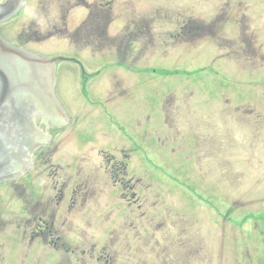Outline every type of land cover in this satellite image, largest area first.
I'll return each instance as SVG.
<instances>
[{
	"label": "rangeland",
	"instance_id": "1",
	"mask_svg": "<svg viewBox=\"0 0 264 264\" xmlns=\"http://www.w3.org/2000/svg\"><path fill=\"white\" fill-rule=\"evenodd\" d=\"M77 2L24 0V8L19 15L10 23L0 22V33L6 41L20 42L22 47L48 58H78L87 66L89 82L99 84L92 101L85 102L77 89L66 92V86H78L79 79L69 80L62 76L58 96L76 110L79 105L78 126L60 137L58 148L51 151L54 154L42 156L30 178L17 184H0V251L3 252L0 264H10V240L18 251L15 264H48L50 257L49 264H78V251L73 255L63 250L51 252L28 248V239L24 236L29 218L28 211H25L27 203L32 209L41 204L47 210L42 215L47 217L55 210L64 209V216L56 214V223L59 227L65 224L68 232L61 227L59 236L73 242V249L77 242H84L86 250H96L93 260L80 257L82 264H264V84L258 89V111L255 115L240 119V128L225 130L209 140L198 124L199 131L203 133L198 139L207 143L199 149L197 158L188 165L170 156L163 163L166 168L193 166L195 170L164 176L151 164L154 158L151 141L160 145L162 139L171 137L174 132L158 133L147 128L140 138L131 135L136 120L142 118L138 117L140 112L151 109L140 100L146 84L144 78L137 81L133 75H138V70H141L147 77V93L142 94V99L149 100V105L158 102L159 94L163 95L165 91L164 109H174L170 118L178 112L180 105L186 114L185 120H188V106L191 104L200 110L220 106L217 92L213 89L217 88L214 80L226 88L229 84L212 74V70L203 71L209 63L204 59L208 40L199 42L196 52L191 49L193 61L188 64L167 62L161 57L160 50L158 54L151 55L154 59L142 68L141 64L133 61L129 62L130 66L119 64L111 59L110 46L100 50L99 58L92 57L83 42L84 39L93 47L92 36L88 32H75L86 13V6L77 7ZM84 2L89 6L94 4V0ZM226 3L234 5L238 12L226 17L222 26L217 25L221 28V37L230 38V28L242 30L244 33L236 49L240 52L244 49L240 58L245 62L258 53L254 60L259 67L260 78L264 80V0H195L191 7H186L179 0L178 6L181 9H198L197 21L208 24L215 9L229 8ZM139 7L144 8L142 3ZM200 7L211 11L201 15L198 12ZM63 8H74L67 18L66 30L61 27ZM155 30L157 34L161 33V30ZM49 34L52 35L47 37ZM221 46L230 49L225 41ZM180 51L186 53L182 49ZM226 52L229 50H218L215 54L225 56ZM225 62L216 60L214 69ZM58 65L62 73L73 66L72 77L77 74L78 65L73 61H59ZM157 83L164 85L159 87ZM232 92L236 94L238 87H233ZM128 93L131 95L130 106L113 110L114 124L109 125L103 110L93 101H111L108 108L112 109L118 105L117 98L124 96L127 100ZM247 95L256 97L257 92L248 90ZM195 117L198 123H203L198 110ZM217 121L225 125L221 116ZM130 135L148 148L150 154L149 169L143 167L140 170L141 174L146 170L149 172L142 175L140 185L146 191L143 196L139 194L141 200L138 204L125 198L127 193H121L124 188L121 186L130 184L127 182L131 176L117 175L118 185L109 187V179L100 169L101 159H107L103 155L105 152L121 158L125 151L135 159L139 158L141 151L133 146ZM208 143L212 144L211 149ZM54 169L59 174L57 186L66 190L68 195L76 190V203H71L68 197L62 203L56 197L52 190L55 188L54 178L49 176ZM174 176L177 177L172 179ZM81 205L87 207L83 211L77 210ZM109 219L110 233L115 236L113 243Z\"/></svg>",
	"mask_w": 264,
	"mask_h": 264
},
{
	"label": "flooded vegetation",
	"instance_id": "2",
	"mask_svg": "<svg viewBox=\"0 0 264 264\" xmlns=\"http://www.w3.org/2000/svg\"><path fill=\"white\" fill-rule=\"evenodd\" d=\"M77 1V7L86 6V13L83 15L82 22L77 26L75 32H88L92 36L94 40L93 47L88 45L83 39V42L87 45V49L89 50L88 54H90V56L99 58L100 50L110 46L111 59L124 65H129V62L133 61L137 64H141L142 68V66L149 64L154 59L151 55L158 54V50H160V55L165 61L174 62L176 64H188L193 61V57L190 56L191 49L193 52H196L197 44L202 40H208L209 44L204 51L206 54L204 59L207 61L209 60V63L204 66L203 71L212 70V74L221 77L229 84V87H231L226 88L213 79L217 87L213 89L217 92L221 105L215 107L211 106V108L207 110H200L196 108L195 105L191 104L188 106V120H185L186 114L181 111V105L178 106L179 110L175 113L174 117L170 118L174 109H164L165 106L162 100L166 95L165 91L163 95L161 93L159 94L160 99L152 105H149V100H143L142 94L147 93L146 86L148 85V79L145 75H142L141 70H138V75H133L137 81H141L142 78H144L146 84L140 93V100L143 105L149 106L151 109L146 112L143 110L140 112V116L138 117L142 118L141 120H139V118L136 120L137 124L132 129L131 135L140 138L143 136L144 129L147 128L156 130L158 133L161 131L164 133H166L165 131L174 132L171 137L162 139L160 145L151 141L154 150V158H152L151 164L158 173L171 177L173 175H178V172L181 171L189 172L190 170H195L193 166L191 168H166L163 163L170 156H173L172 159L181 160L188 165L191 160L197 158V155L200 153L199 149L207 143V141L202 142L198 139V137L201 138L203 135V133L199 131L200 127H198V124L202 126L209 140L214 136H219L225 130L229 129L233 131L236 128H240L238 126L240 119L255 115L258 111L256 105L258 89L264 84V80H261L258 72L259 67L257 66V62L254 60L258 53H255L252 59L247 58L245 62L244 58H240V53H244V49L241 52L236 49V47L239 46L238 40L242 37L244 32L242 30L236 31L230 28L228 31V36L230 38L224 39L221 37V28L217 27V25L222 26L225 24L226 17H232L238 12L234 5L226 3V6H229V8L215 9L209 23L202 24L196 19L198 9H181L178 6L179 0H94V4L91 6L86 4L84 0ZM182 1L186 4V7H191L194 5L195 0ZM140 3L143 4V9H138L140 8ZM73 9L74 8H63L61 10L64 15L62 18L63 24L61 25L63 30L68 28L66 24L67 18ZM207 9H201L200 7L198 12L201 15H205L207 11H211ZM155 29L161 30V33L157 34ZM51 35L52 34H49L47 37ZM82 37L83 36H81V38ZM222 41L227 42L230 45V49L222 47ZM12 44L33 53L32 50L24 46L22 47L20 42ZM179 49L186 51V53L182 51L179 52ZM218 50L220 52L229 50V52H226L225 56H218L219 54H215ZM216 60H225L226 62L223 64L221 63L219 67L214 69L213 66ZM67 61H73L78 65L77 74L72 77L75 71L73 66L68 67L65 72L62 73L57 63L55 80L47 78L45 84L52 87V90H55V93L59 94V82L62 76H66L69 80H72V78L79 79L80 84L74 87L71 86L70 88L66 86V92H72L77 89L78 92L81 93L83 101H92L91 98L93 93L96 89H99V84L95 83L92 85L87 79L90 74L87 72V66L84 61L78 58H69ZM51 67L55 69L54 64H51ZM20 70L27 74L25 65L20 64ZM60 74L62 75L60 76ZM157 80L159 81V79ZM157 85L162 87L164 83L160 85L157 83ZM236 86L238 87V92L234 94L232 89ZM193 90L198 92L195 87H193ZM248 90H255L257 96L253 97L247 95ZM37 91H41V89H37ZM33 94L34 93L31 94L22 91L18 94L17 100L21 104L27 103L32 100L31 96H33ZM117 99L118 105L112 109L108 108V106L111 105V101H106L104 103L100 102V100L93 101V103H96L97 106L103 110L109 125L114 124L115 116L113 110H122L130 106L131 95L128 93L127 100L124 96H120ZM63 103L65 108L64 112L59 111L58 108L56 110L48 109L44 117L36 118L37 125L43 126L48 134L42 136L39 144L35 147L34 154L29 158L25 167L19 164L17 161L18 156L12 152V150L15 151L13 146L15 141L9 135L16 131L20 132L21 135L29 132H31L32 135L34 129L31 125V117L37 114L40 109L37 107V103L34 102L27 103L28 105L26 104L25 108L21 110L20 104L7 106L3 109L0 117L5 123L7 128L6 133L8 135H6V143L0 152V167H2V171L0 172V184H17L20 181L30 178L36 170L42 156L54 154L51 151L55 149L59 139L57 130L67 127L68 131L70 128L78 126L79 121L77 112L79 110V105L76 110L73 106H69L64 100ZM195 109L199 111L203 123H198L196 121ZM19 112L22 113V115ZM69 113L73 115L74 122H70V119L67 117ZM220 116L224 119L225 125L222 121H217V118ZM143 118H145V120H142ZM214 119L216 121H214ZM32 121L34 123V116L32 117ZM220 124H222V127H219ZM27 129H29V131H27ZM66 132H63V134ZM131 135V143L137 150L141 151L139 158L135 159L132 154L125 151L122 153L121 158L115 154L105 152L103 155L107 159H101L100 169L103 171L102 174L108 177L110 183L109 187L118 185L116 179L117 175L127 174L131 176L127 182L130 184L119 186L124 187L121 193L128 194L125 198L132 199L134 204H138L141 200V195L143 196V193L146 191V188L140 185L143 181L142 175L146 176L145 173L149 172L146 170L145 173L141 174L140 170L143 167L149 169L148 162L150 160V154L148 148H144L140 145L136 138L131 137ZM208 144L209 149H211L212 144ZM57 148L58 147H56V149ZM126 148L127 146H124V149ZM104 151L105 150H103V152ZM55 171L57 170L54 169L52 174L49 175L50 179ZM176 177L177 176H174L172 179ZM58 179L55 182V188H52V190L56 192V197L61 200L62 203L67 197L71 203H76V190H72L68 195L66 190H63L61 186H57L59 183ZM71 181V179L68 180L69 185ZM187 186L192 187L191 184H187ZM112 193L114 192L112 191ZM24 203L26 204V201H24ZM57 205H60V203H57ZM35 207V209H32L28 203L25 206V211H28L29 214L24 232V236L28 239V248L38 250L47 249L51 252H61L63 250L67 254L72 252L73 255L78 251V259H76L78 264L83 263L80 257H88L90 260H93L96 253L94 248L86 250L84 248V242H77L76 248L73 249V242L67 240L65 236H63V238L59 236L61 227L68 232V228L65 224L59 227L56 223L57 216H64L63 208L59 211L55 210L54 213L47 217L43 216L47 213L45 207L42 208L41 204H36ZM85 207L87 206L81 205L77 210L83 211ZM139 208L141 207L139 206ZM108 226L110 233V219L108 220ZM111 233L110 238L111 243H113L115 236ZM0 254H3V252L0 251ZM17 255V247L13 240H10V264H15ZM51 259L52 257L48 259V264L51 262Z\"/></svg>",
	"mask_w": 264,
	"mask_h": 264
},
{
	"label": "water",
	"instance_id": "3",
	"mask_svg": "<svg viewBox=\"0 0 264 264\" xmlns=\"http://www.w3.org/2000/svg\"><path fill=\"white\" fill-rule=\"evenodd\" d=\"M19 0H6V3L0 4V22H3L12 17L18 11ZM62 58H56L52 61H45L37 59L27 53L21 52L15 48H11L0 39V67H4L6 72L0 71V113L3 109V105L7 103L15 102V95L22 90H32L34 93V103H37V107L41 109L43 113L48 109H53L55 102L54 93L52 87L44 84H36L35 68H39L44 72L45 79H54L55 69L51 67V64ZM6 66H3V65ZM20 64L25 65L27 68L26 77H22L15 73ZM11 67H15L11 69ZM36 89V90H35ZM41 89V91H37ZM43 90V92H42ZM6 126L2 118L0 117V151L3 149L6 143ZM29 131V129H27ZM14 138V150L18 158L17 161L22 167H25L31 157V153L35 149V138L29 133L12 135ZM2 167H0V172Z\"/></svg>",
	"mask_w": 264,
	"mask_h": 264
},
{
	"label": "bare ground",
	"instance_id": "4",
	"mask_svg": "<svg viewBox=\"0 0 264 264\" xmlns=\"http://www.w3.org/2000/svg\"><path fill=\"white\" fill-rule=\"evenodd\" d=\"M3 66H6L5 64ZM15 67H11V69H13ZM0 71L2 72H6L5 68L4 67H0ZM18 72V70H16V73Z\"/></svg>",
	"mask_w": 264,
	"mask_h": 264
}]
</instances>
